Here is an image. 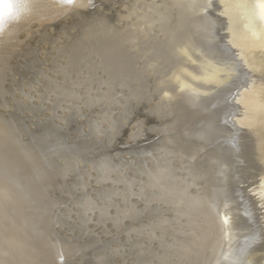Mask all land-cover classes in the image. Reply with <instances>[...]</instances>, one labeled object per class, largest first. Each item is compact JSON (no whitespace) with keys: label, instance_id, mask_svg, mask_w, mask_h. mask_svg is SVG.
I'll use <instances>...</instances> for the list:
<instances>
[{"label":"rangeland","instance_id":"1","mask_svg":"<svg viewBox=\"0 0 264 264\" xmlns=\"http://www.w3.org/2000/svg\"><path fill=\"white\" fill-rule=\"evenodd\" d=\"M80 7L0 32V264H222L199 131L162 95L174 1Z\"/></svg>","mask_w":264,"mask_h":264},{"label":"bare ground","instance_id":"2","mask_svg":"<svg viewBox=\"0 0 264 264\" xmlns=\"http://www.w3.org/2000/svg\"><path fill=\"white\" fill-rule=\"evenodd\" d=\"M87 1L26 0L20 20H7L1 38ZM173 1L169 36L179 57L162 95L176 98L199 131L194 141L188 134L182 140L195 151L205 149L202 165L217 182L222 264H264V0ZM16 155L24 171L32 165ZM32 176L25 171L26 178ZM35 188L39 194L45 187ZM75 247L78 253L86 244Z\"/></svg>","mask_w":264,"mask_h":264},{"label":"snow or ice","instance_id":"3","mask_svg":"<svg viewBox=\"0 0 264 264\" xmlns=\"http://www.w3.org/2000/svg\"><path fill=\"white\" fill-rule=\"evenodd\" d=\"M71 3L72 0H66ZM26 7V0H0V32L3 31L5 22L9 19L18 20L21 9Z\"/></svg>","mask_w":264,"mask_h":264}]
</instances>
